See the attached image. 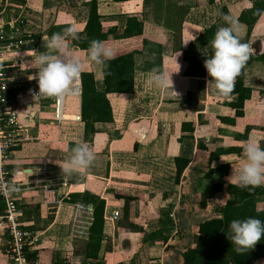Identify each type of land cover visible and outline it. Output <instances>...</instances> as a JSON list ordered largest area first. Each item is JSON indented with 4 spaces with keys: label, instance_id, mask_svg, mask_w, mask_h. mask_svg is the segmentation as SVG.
Masks as SVG:
<instances>
[{
    "label": "crops",
    "instance_id": "obj_1",
    "mask_svg": "<svg viewBox=\"0 0 264 264\" xmlns=\"http://www.w3.org/2000/svg\"><path fill=\"white\" fill-rule=\"evenodd\" d=\"M90 2L0 0V18L20 16L23 35L31 42L29 48L4 55L9 93L13 92L16 99L29 95V88L37 83L32 80L37 72L32 50L47 51L48 30L51 36L73 27L78 39L83 38ZM94 2L100 32L107 34L104 42L112 53L140 52L132 54V93L107 94L112 120L95 123L93 134L86 139L79 120V82L78 95L67 97L62 105L61 120L54 121L49 102L32 101L19 109L24 139L12 152L8 166L20 189V228L35 236L29 252L40 264H56L61 258L76 264H182L181 255L191 247L198 224L220 217L217 210L228 199L225 188L235 185L226 178L239 165L243 151L240 142H258L264 148V134L260 130L264 127V63L255 60L264 48V35L258 33L264 32V9L249 35L246 26L239 23L241 42L251 45L254 52L243 71V87L249 90V97L243 102L242 116L235 117L230 104L235 102L236 95L218 96L213 86L207 85L209 77L203 65L209 58L210 47L209 41L202 43L199 36L212 26L216 30L226 26L224 15L237 21L240 13L251 7L250 1ZM129 19L141 24V33L135 36L132 32V36L123 38ZM115 36L120 38L112 39ZM71 40L68 39L67 48L72 57L80 60L81 73H91L95 89L101 90V69L88 62L86 50L71 46ZM179 53L176 62L180 69L175 73ZM153 67L173 73V90L178 96L170 89L147 84L146 73ZM80 142L91 147L96 159L88 169L63 172L69 150ZM174 158L188 160L177 184ZM212 184L221 185V190L211 196L205 208H199L200 194ZM260 187L264 188V184ZM71 195L101 200L102 217L109 216L111 211L119 212L115 220L102 219L95 258L84 254L92 208L79 199L62 202ZM252 200L256 209L261 210L264 194ZM76 203L89 205L90 212L76 211ZM2 230L1 211L0 264H9ZM155 232L165 241L143 240ZM252 264H264V258Z\"/></svg>",
    "mask_w": 264,
    "mask_h": 264
},
{
    "label": "trees",
    "instance_id": "obj_2",
    "mask_svg": "<svg viewBox=\"0 0 264 264\" xmlns=\"http://www.w3.org/2000/svg\"><path fill=\"white\" fill-rule=\"evenodd\" d=\"M251 7L237 17V21L242 23L247 28V35H249L251 27L255 24L261 12L264 9V0H248ZM99 17L95 12V2L91 0L89 4V11L86 23L83 28V38L71 40L70 45L79 51L88 49L92 40H106V33L100 32ZM133 30V31H132ZM217 30L212 26L208 29L202 30L199 40L206 44L210 41ZM135 36L141 33V24L129 19L123 31V38ZM51 30L47 31V37H50ZM120 37H112L116 40ZM23 39H30L23 36ZM210 47V46H209ZM118 52V51H117ZM113 53V59L107 61L106 72L110 75H102L101 90H96L94 80L91 73H81L79 80L80 94H79V120L83 125V138L86 139L94 132L93 125L95 123H109L111 122V111L108 102L105 98L107 94H131L132 93V77H133V59L134 54L140 52L132 51L131 54ZM207 52H212L208 48ZM133 54V55H132ZM255 60L264 63V48L263 51L255 57ZM203 61V59H201ZM250 61L248 60L246 66L242 69L241 75L237 77L235 82L233 94L236 95L234 103L230 107L234 110L235 117L242 116V105L249 97V90L243 87V71L248 67ZM71 95L77 92L76 83L73 84L67 91ZM11 94V93H10ZM13 95V92H12ZM64 119L68 118L63 116ZM76 117H74L75 119ZM232 122V121H228ZM249 127L245 128V133ZM264 134V127L260 128ZM70 149V145L67 146ZM188 160L181 158H174L175 176L174 182L177 184L183 169L186 167ZM205 176H209V171ZM221 190V185L212 184L206 187L200 194L198 202L199 208H205L207 201L211 196ZM225 193L228 199L225 205L217 210L220 214L219 218H212L198 224L196 234L192 237L190 245L181 255L182 264H252L255 261L264 258V236L258 242L254 249L244 254H237L233 250V246L227 239L229 224L233 220H243L248 217H253L264 221V204L261 210H257L253 202V198L257 195L264 194V188L260 186L241 188L237 185H228L225 188ZM74 199H79L85 204H89L92 208L91 223L88 227L87 240L84 244V254L88 258H95L100 236L102 232V212L103 202L98 198L92 196L71 195L67 199H63L64 203H73ZM81 199V200H80ZM128 200V199H126ZM2 205L0 204V212ZM127 216V203H124V217ZM169 223V221H165ZM159 238V239H158ZM158 239L165 241L158 232L145 236L143 240ZM34 256V255H33ZM32 253L28 254L29 259H34Z\"/></svg>",
    "mask_w": 264,
    "mask_h": 264
},
{
    "label": "clouds",
    "instance_id": "obj_3",
    "mask_svg": "<svg viewBox=\"0 0 264 264\" xmlns=\"http://www.w3.org/2000/svg\"><path fill=\"white\" fill-rule=\"evenodd\" d=\"M226 26L217 29L214 37L209 41L212 49L210 58L205 59L204 68L209 77L207 85L211 84L216 90V95L227 97L234 91L235 82L241 75L242 69L254 50L251 45L242 43L240 39L241 25L229 15H224ZM78 34L73 27H67L61 33H53L45 37V52L33 51V64L37 69L32 80H36L38 91H30L32 99L60 98L70 87L79 82L82 65L78 58L72 57L67 48L68 39H78ZM195 39V37H194ZM186 45V44H185ZM87 60L90 64L101 69V75H110L106 72L107 61L113 59L112 51L104 41L92 40L88 47ZM177 73L180 65L176 62ZM173 74V73H172ZM161 72L153 67L146 73L147 84L156 89H170L173 95L178 94L173 90L171 75ZM242 155L239 165L232 168L231 174L226 178L241 188L256 187L264 184V148L258 142L241 141ZM3 159L0 153V160ZM96 159L91 147L80 142L69 150L67 158L62 165V171L72 173L81 169H88ZM3 171L0 170V181H3ZM5 195L19 189L15 185L3 183ZM222 201V200H217ZM264 236V221L248 217L243 220H233L229 224L227 239L237 254L248 253Z\"/></svg>",
    "mask_w": 264,
    "mask_h": 264
},
{
    "label": "built area",
    "instance_id": "obj_4",
    "mask_svg": "<svg viewBox=\"0 0 264 264\" xmlns=\"http://www.w3.org/2000/svg\"><path fill=\"white\" fill-rule=\"evenodd\" d=\"M23 19L20 16L9 17L7 20L0 18V153L3 159L0 160V170L3 171V181H0V204L2 205L3 219V247L8 256L9 264H40L36 259H29V249L36 241L35 236L23 231L20 228L18 218L20 216L17 207V195L20 191L18 184L14 183L8 166L12 152L23 141L24 127L18 117V111L25 103L49 102L53 107L54 121L61 120V108L67 97L77 96L79 92L78 82L77 92L71 95L66 92L60 98H40L32 99L27 95L21 100L16 99L14 95L9 93V78L6 75V67L4 66V55L13 51L22 50L31 46L30 40L23 39L21 25ZM29 90L38 91L37 83L32 85ZM6 182L15 185L19 190L12 192L11 195H5L3 192V183ZM75 210L90 212V206H84L80 203L74 205ZM119 217L118 211H111L110 215H104L102 219L115 220ZM56 264H76L70 259L61 258Z\"/></svg>",
    "mask_w": 264,
    "mask_h": 264
},
{
    "label": "rangeland",
    "instance_id": "obj_5",
    "mask_svg": "<svg viewBox=\"0 0 264 264\" xmlns=\"http://www.w3.org/2000/svg\"><path fill=\"white\" fill-rule=\"evenodd\" d=\"M4 20H7V17H5ZM258 33H259L260 35H262V36L264 35V32H261V31H260V32H258ZM71 99H72V98H69L68 101H71ZM165 219H166V217H165ZM166 221H167V220H166ZM166 226H167L168 228H170L171 224L168 223ZM164 230H167V228L164 227Z\"/></svg>",
    "mask_w": 264,
    "mask_h": 264
}]
</instances>
